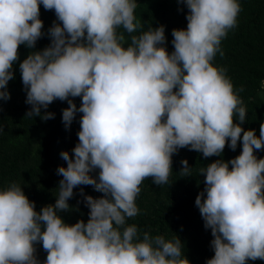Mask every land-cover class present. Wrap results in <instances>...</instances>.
<instances>
[{"label": "clouds", "instance_id": "clouds-1", "mask_svg": "<svg viewBox=\"0 0 264 264\" xmlns=\"http://www.w3.org/2000/svg\"><path fill=\"white\" fill-rule=\"evenodd\" d=\"M178 3L188 10L187 26L172 29L169 52L164 25L138 22L137 0H0V100L10 99L24 45L32 50L18 65L31 106L26 116L53 119L47 109L56 100L68 104L66 129L82 114L72 154H60L67 166L57 169L54 204L37 211L21 184L0 187V264H190L177 234L153 235L128 220L140 211L143 180L168 184L180 149L222 157L226 144L232 151L239 144L240 154L198 172L204 189L195 205L213 237L206 264L264 260V157L256 155L264 151V121L259 136L242 127L244 88L235 89L226 69L213 63L237 27L240 0ZM41 5L56 16L47 32ZM45 35L50 43L36 50ZM181 164L182 177H192L194 167L187 159ZM81 185L103 195L80 188L88 219L70 225L61 213L72 210L69 200ZM37 245L47 253L43 261Z\"/></svg>", "mask_w": 264, "mask_h": 264}, {"label": "trees", "instance_id": "trees-1", "mask_svg": "<svg viewBox=\"0 0 264 264\" xmlns=\"http://www.w3.org/2000/svg\"><path fill=\"white\" fill-rule=\"evenodd\" d=\"M135 15L145 28L165 26L167 48L171 52L172 29L186 28L187 8L178 0H137ZM241 12L237 27L230 30L221 42L223 56L219 53L214 58V65L226 69L234 88L243 86L239 93L247 109L246 121L242 125L245 130L255 129L259 136L260 122L264 121V91L260 82L264 80V0H240ZM180 9H183L182 11ZM40 19L44 22L43 31L56 21L54 10H45L40 6ZM50 43L47 35L37 41L36 50ZM20 60L15 66V79L8 83L10 99L0 100V123L4 131L0 132V187L10 182L22 185L23 191L30 201L35 202L36 210L48 204H54L58 192L57 186L62 176L57 174L59 166H67L61 152L72 149L78 143L77 133L80 129V113L68 129L62 122V109L68 107L66 101L56 100L49 105L47 111L55 113L53 119L43 120L40 116L29 118L26 113L30 105L26 104V92L19 72V63L27 57L30 49L21 45L18 49ZM81 104V98H72ZM42 113L45 111L41 110ZM242 147L238 144L232 151L226 144L222 157L204 158L197 151L188 148L180 149L173 156V171L168 184L159 186L146 178L140 185V193L136 203L140 209L137 216L129 218V224H136L141 231H151L153 235L162 234L171 238L177 234L185 246V255L190 264H206L214 252L210 247L213 239L211 230L205 229L204 221L198 207L196 196L204 189V176H199L201 167L223 158L225 161L240 154ZM258 158L264 157V151H257ZM187 159L194 167L192 177H182L181 161ZM231 167V166H230ZM96 173H93L95 175ZM80 188L85 195L94 198L103 194L90 185L74 188L73 198L69 204L71 211L61 213L68 224L83 219L87 222L89 209L84 205ZM80 201L78 204L77 202ZM38 258L43 261L47 253L41 245H37ZM248 264H264V260L248 261Z\"/></svg>", "mask_w": 264, "mask_h": 264}, {"label": "rangeland", "instance_id": "rangeland-1", "mask_svg": "<svg viewBox=\"0 0 264 264\" xmlns=\"http://www.w3.org/2000/svg\"><path fill=\"white\" fill-rule=\"evenodd\" d=\"M263 96H264V93H263Z\"/></svg>", "mask_w": 264, "mask_h": 264}]
</instances>
